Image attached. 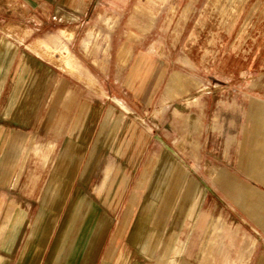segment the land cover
Wrapping results in <instances>:
<instances>
[{"label":"crops","instance_id":"obj_1","mask_svg":"<svg viewBox=\"0 0 264 264\" xmlns=\"http://www.w3.org/2000/svg\"><path fill=\"white\" fill-rule=\"evenodd\" d=\"M172 1L170 34L151 39L138 10L100 49L101 0H0V264H264V104L248 164L206 157L208 113L175 96L202 86L185 69L211 66L203 0ZM50 28L66 32L58 62L59 40L35 37Z\"/></svg>","mask_w":264,"mask_h":264},{"label":"rangeland","instance_id":"obj_2","mask_svg":"<svg viewBox=\"0 0 264 264\" xmlns=\"http://www.w3.org/2000/svg\"><path fill=\"white\" fill-rule=\"evenodd\" d=\"M101 1L103 8L98 10L101 11L100 21L104 18L107 21L106 24H95L87 32L86 37L94 35L90 42L92 47H107L105 25L114 29L117 21H121L118 27L120 33L126 27L136 30L138 10L148 20L143 27L150 29L151 39L155 33H160V28L170 34L171 29L178 27L177 20H172L178 14L177 3L172 0H141L140 7L137 5L138 0H110L112 3H107L106 8L105 0ZM200 6L203 17L195 37H199L201 47L213 55L209 57L211 66L209 71L185 69L184 72L201 81L202 86L193 93L188 91L184 95L178 93L175 96L189 101L198 96L194 105L182 100L181 108H187L190 115L208 113L204 125L205 135L202 138L204 148L208 151L206 157L215 163H225L234 172L235 156L237 162L248 164L249 157L258 150L255 145L251 146L253 138L245 136L243 129L248 123V113L264 104V0H203ZM89 15L93 17L94 9ZM165 17L167 19L164 21L167 23L160 26L158 22H162ZM49 33L59 40L60 47L49 49L54 54L53 59L58 62L62 58L60 49L64 45L60 44L62 40L59 36L64 37L66 32L50 28L38 31L35 37ZM79 35H84V32ZM72 47L78 51L76 42ZM195 59L200 60L198 57ZM167 108L166 104H162L158 109L165 111ZM213 128L215 131H212ZM193 131L195 132L194 129H187L182 144L186 145L187 141L196 139L192 136ZM200 144L199 140L196 145ZM224 148L229 160L226 162L222 159ZM178 155L185 159L182 154ZM214 171L217 172L215 168ZM53 188L48 186L49 191H54ZM40 191L41 186L38 193ZM19 192H25L24 185Z\"/></svg>","mask_w":264,"mask_h":264}]
</instances>
